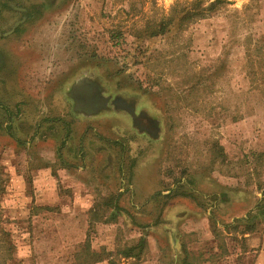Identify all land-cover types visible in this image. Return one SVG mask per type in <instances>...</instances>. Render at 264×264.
<instances>
[{
    "label": "rangeland",
    "instance_id": "obj_1",
    "mask_svg": "<svg viewBox=\"0 0 264 264\" xmlns=\"http://www.w3.org/2000/svg\"><path fill=\"white\" fill-rule=\"evenodd\" d=\"M215 1L11 2L28 13L0 37V264H254L264 0Z\"/></svg>",
    "mask_w": 264,
    "mask_h": 264
},
{
    "label": "trees",
    "instance_id": "obj_2",
    "mask_svg": "<svg viewBox=\"0 0 264 264\" xmlns=\"http://www.w3.org/2000/svg\"><path fill=\"white\" fill-rule=\"evenodd\" d=\"M219 3H220V0H216L215 2H213L210 5V8H213L215 5H217ZM203 13H204L203 10H201V11L195 10L193 12H189V15L187 17H189V19H192L194 17L198 18V16H202ZM180 21L183 22V18H181ZM171 22H172V19H169V20L163 19V20H160L159 22H150L147 26L144 27L142 33H144L147 37H154V36H157V35H162V34L168 32V29H169L168 27L170 26ZM7 109H8V107L0 105V111H2L6 115H8V110ZM7 118H10V114L8 115ZM10 127H11V125L9 123H7L4 126V128H3L4 130L3 131L6 132V133H9ZM250 230L251 229L249 228V229H247L245 231L249 232ZM245 231L242 232L243 235L246 234ZM142 247H143V243L139 242V244L136 247H131V248H128L126 250H123V251L119 252V254L123 258H129L130 256L131 257H137L142 252ZM136 248H138V252L136 254H134V251H135ZM92 257H98V258H95V260L93 259V261L91 263H88V264H95V263H99V262L102 261V259L99 258V256H97L96 253H93L91 258ZM106 261H107L108 264H119L115 260V258L112 255H110V254H108V256L106 257Z\"/></svg>",
    "mask_w": 264,
    "mask_h": 264
},
{
    "label": "crops",
    "instance_id": "obj_3",
    "mask_svg": "<svg viewBox=\"0 0 264 264\" xmlns=\"http://www.w3.org/2000/svg\"><path fill=\"white\" fill-rule=\"evenodd\" d=\"M15 0H0V27L2 26L3 24V18L4 19H10L11 15L14 13L16 14V21L12 24V26H10V29L7 30L6 32H1L0 34V37L3 36V37H7L8 35H10L12 32L11 31H14L18 28H21V24L23 23L24 19H25V16L27 15V9L25 7H21V6H15L13 4H11V2H13ZM10 12L11 15H10ZM17 15H19V17H17ZM22 16V17H21ZM3 59V56L1 55L0 59ZM2 68L1 64H0V69ZM0 105L3 106V104L0 103ZM42 172V170H41ZM252 207H250L248 209L251 210ZM255 210V211H254ZM252 211H250V214H253V215H257V208L254 209ZM249 215V214H248ZM263 217H264V213H263ZM246 218V217H245ZM211 225L213 226V224L211 223ZM254 231H256L255 229H253V226L250 230V232H246V234H244L246 237H251L254 233ZM250 242L253 244L251 245V248L253 247H257L255 246L254 244V240L253 238H250ZM259 242H260V239H259ZM253 252H256V251H253ZM256 257H255V261H254V264H264V246L261 247V249L259 251L256 252Z\"/></svg>",
    "mask_w": 264,
    "mask_h": 264
}]
</instances>
